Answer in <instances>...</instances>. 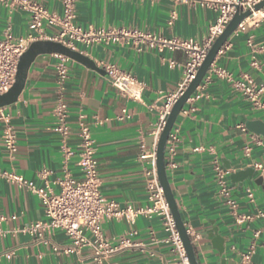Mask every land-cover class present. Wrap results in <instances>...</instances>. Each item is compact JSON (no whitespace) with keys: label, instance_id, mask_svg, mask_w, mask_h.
Wrapping results in <instances>:
<instances>
[{"label":"crops","instance_id":"0c3cea01","mask_svg":"<svg viewBox=\"0 0 264 264\" xmlns=\"http://www.w3.org/2000/svg\"><path fill=\"white\" fill-rule=\"evenodd\" d=\"M30 1L50 14H62L60 0ZM216 19L217 13L199 0H75L73 23L84 31L136 29L164 39L192 40L202 45ZM8 26L15 39L36 35L29 11L10 9L0 3V39ZM42 31L48 38L59 33L58 28L46 23L42 24ZM74 47L93 67L69 58L67 61L64 95L73 130L69 147L77 149V118L83 115L90 124L95 145L102 196L121 208H145V162L139 156L153 147L152 131L159 110L182 80L186 54L182 50L136 51L118 44L86 46L75 42ZM57 56H38L29 68L18 100L5 107L17 134L13 159L3 147L0 125V170L22 176L37 187L47 184L55 194L59 193L57 181L64 175L60 138L52 129ZM106 65H114L143 83L141 101L120 95L103 70ZM236 81L262 87L259 100L264 103L262 11L244 20L227 40L170 133L176 142L174 168H166L167 177L198 264H240L242 256L251 249L249 264H264V231H260L264 217L259 216L264 212V177L250 166L253 161L264 165V153L252 147L247 159L243 152L253 134L246 123L264 122V112L256 110L235 87ZM97 121L102 124L97 125ZM242 126L248 133L240 130ZM77 161L75 154L69 159L67 170L78 180L81 172ZM215 163L228 171L226 182L237 204L236 214L218 193ZM0 215L7 217L0 225V264H97L89 247L78 254L64 253L63 248L70 242L60 231L47 233L44 240L23 233L26 225L45 220L43 207L35 194L4 179H0ZM243 215L252 219L239 222L237 216ZM214 229L223 239L222 252L212 243ZM102 233L111 247L122 239L131 244L113 253L103 264H179L171 246L165 243L167 233L155 216H140L133 223L106 219Z\"/></svg>","mask_w":264,"mask_h":264},{"label":"built area","instance_id":"2783aa9c","mask_svg":"<svg viewBox=\"0 0 264 264\" xmlns=\"http://www.w3.org/2000/svg\"><path fill=\"white\" fill-rule=\"evenodd\" d=\"M199 1L203 6L217 13L216 22L210 28L209 35L202 45H198L192 40L164 39L149 33H142L136 29L84 31L73 23L75 0H60L62 7L61 16L48 13L41 5L30 0H0V3L7 8H23L29 11L31 15V28L36 34L34 36L30 35L27 39L23 40L13 37L10 26L3 31V37L0 39V95L7 93L13 86L21 56L27 51L30 44L36 41L60 43L72 51H75V42L86 46L93 44L127 45L136 51H141L145 48L158 52L164 50H182L187 57L180 84L174 93L165 98L159 110L157 124L152 131L154 138L153 147L151 151L142 152L139 156V159L145 162L143 175L145 178L148 206L145 208H133L131 206L121 208L118 204L107 201L100 192L101 178L98 172V162L95 157V145L91 136L90 124L85 120L83 115H79L77 118V149L73 151L69 147L73 130L68 122L69 107L64 95V85L68 79V58L62 55L57 56L58 62L55 65L56 103L53 109L54 121L52 129L59 136L62 149V170L64 175L57 181L59 193H53L47 184L37 187L32 181H28L22 176L13 172L0 170V179H4L9 183H15L29 190L39 198L43 207L45 220L35 221L26 225L22 229L23 233L28 234L32 238L44 240L47 233L60 231L70 242L67 247L63 248L64 253L78 254L83 248L89 247L93 251L96 263L103 264L113 253L131 245L127 239H122L119 241V245L111 247L108 239L102 233V223L104 220L111 218L124 219L129 223H133L140 216H155L159 218L164 231L167 233L165 243L171 246L178 263L189 264L174 219L165 200L163 189L158 180L156 167L158 139L173 105L194 79L208 50L232 19L236 7H239L242 11L252 9V6L260 0ZM261 11L264 17V8ZM255 13L253 12L250 17L254 16ZM43 23L58 28L59 33L51 38L45 37L42 31ZM103 70L108 75L111 85L120 95L131 101H141L144 90L143 83L139 82L131 74L119 70L114 65H106L103 67ZM234 85L252 102L256 110L264 112V103L259 100L262 87L257 88L247 81H236ZM96 124L101 125L102 122L97 121ZM0 125L2 126L3 147L9 158L13 159L17 152V134L11 124L10 114L5 111V107L0 108ZM240 130L248 133L244 126L240 127ZM175 142V137L170 135L165 152L166 168H174L172 160L175 155ZM252 147H257L264 153V137L250 134L249 144L243 149L244 156L247 159H250ZM75 154L78 156L76 166L81 172V178L78 180L74 179L67 170V163ZM250 166L261 177H264V165L262 163L253 161L250 162ZM45 174L42 173V176ZM227 175L228 171L215 163L218 193L223 203L236 214L237 204L232 197V189L226 182ZM247 196L252 201L253 197L249 191L247 192ZM259 216L264 217V212H261ZM13 218L11 217V219ZM251 219L252 217L247 215L237 216L239 222ZM6 220V216L0 215V225ZM260 231H264V224ZM86 233L90 236L87 237ZM258 234L259 232L256 233V236ZM191 243L193 245L192 241ZM251 255L252 249L242 256L240 264H249Z\"/></svg>","mask_w":264,"mask_h":264},{"label":"water","instance_id":"95a60500","mask_svg":"<svg viewBox=\"0 0 264 264\" xmlns=\"http://www.w3.org/2000/svg\"><path fill=\"white\" fill-rule=\"evenodd\" d=\"M264 8V0H260L258 3L252 6V9H247L242 11L239 7H236V11L229 21V23L224 28L223 32L215 39L214 43L208 50L203 62L197 70L194 79L190 82L183 94L177 99L173 105L169 116L167 117L166 124L163 131L158 139L156 147V167L157 175L160 185L163 189L165 200L168 204L170 213L174 219L177 232L179 234L180 240L182 242L183 248L185 250L188 263L198 264L194 247L191 243L190 236L187 229L181 219L178 206L174 199L171 186L167 177L166 164H165V152L167 141L170 136L171 130L182 111L186 102L194 94L209 69L211 68L213 62L216 59L218 52L222 49L227 40L231 35L237 30L238 26L247 18H249L252 13L260 12ZM57 54L65 56L69 59L80 62L89 67H93V63L85 56L81 55L76 51H72L69 48L63 46L60 43L52 41H36L30 44L27 51L21 56L18 66L17 73L15 77V82L10 90L0 95V108L6 107L14 104L21 92L24 89L25 82L27 79L28 71L34 60L40 55ZM246 128L253 134L264 137V122L260 120L250 121L246 123ZM212 243L218 252L223 250V239L217 234V229L213 230L211 235Z\"/></svg>","mask_w":264,"mask_h":264}]
</instances>
